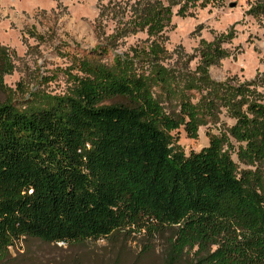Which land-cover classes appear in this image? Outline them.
Returning a JSON list of instances; mask_svg holds the SVG:
<instances>
[{"label": "trees", "instance_id": "1", "mask_svg": "<svg viewBox=\"0 0 264 264\" xmlns=\"http://www.w3.org/2000/svg\"><path fill=\"white\" fill-rule=\"evenodd\" d=\"M170 4L144 2L129 28L157 37ZM255 9L262 12L264 0ZM200 44L206 92L196 103L182 93L185 81L158 65L165 49L156 40L107 64L79 59L66 93L23 109L0 103V255L25 238L97 240L157 224L173 229L181 248L196 246L200 264H264V92L230 90L235 122L208 133L197 151L186 154L170 133L181 126L196 137L222 102L207 68L228 53L218 40ZM108 52L102 44L94 50ZM258 73L247 84L257 78L263 87ZM161 98L177 99V109L165 111Z\"/></svg>", "mask_w": 264, "mask_h": 264}, {"label": "rangeland", "instance_id": "2", "mask_svg": "<svg viewBox=\"0 0 264 264\" xmlns=\"http://www.w3.org/2000/svg\"><path fill=\"white\" fill-rule=\"evenodd\" d=\"M146 1L170 4L168 0H0V103L23 109L44 96L66 93L70 75L79 74V59L88 55L107 64L114 54L131 56L134 48L152 40L165 49L158 65L179 83L185 81L182 93L196 103L206 92L197 68L200 40H218L228 55L207 68L215 83L212 92L222 99L216 117L205 116L206 123L194 138L187 137L181 126L170 131L186 154L207 145L208 133H219L235 122L228 111L230 90L242 85L245 91L264 92L257 78L258 84H247L256 73L264 75V10L257 12V0L207 4L199 0L194 5L180 0L170 4V22L157 38L129 28ZM182 5L184 14H177ZM229 31L233 37L225 41L222 34ZM100 44L109 52L94 54ZM191 81L204 90L187 88ZM161 99L165 111L177 109V99ZM196 249L181 248L174 230L165 226H129L97 240L46 243L25 238L0 255V264H200L202 254Z\"/></svg>", "mask_w": 264, "mask_h": 264}]
</instances>
